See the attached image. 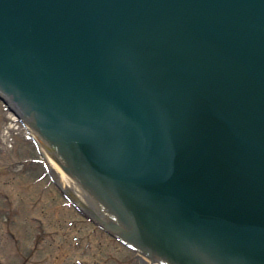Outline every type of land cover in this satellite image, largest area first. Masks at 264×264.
Returning a JSON list of instances; mask_svg holds the SVG:
<instances>
[{
  "label": "water",
  "instance_id": "water-1",
  "mask_svg": "<svg viewBox=\"0 0 264 264\" xmlns=\"http://www.w3.org/2000/svg\"><path fill=\"white\" fill-rule=\"evenodd\" d=\"M0 101L136 250L264 264V0H0Z\"/></svg>",
  "mask_w": 264,
  "mask_h": 264
},
{
  "label": "rangeland",
  "instance_id": "rangeland-1",
  "mask_svg": "<svg viewBox=\"0 0 264 264\" xmlns=\"http://www.w3.org/2000/svg\"><path fill=\"white\" fill-rule=\"evenodd\" d=\"M46 166L0 102V264H141L134 251L66 206L50 176L43 177Z\"/></svg>",
  "mask_w": 264,
  "mask_h": 264
},
{
  "label": "bare ground",
  "instance_id": "bare-ground-1",
  "mask_svg": "<svg viewBox=\"0 0 264 264\" xmlns=\"http://www.w3.org/2000/svg\"><path fill=\"white\" fill-rule=\"evenodd\" d=\"M143 263L144 264H153L152 262H151V260H148V259H143Z\"/></svg>",
  "mask_w": 264,
  "mask_h": 264
}]
</instances>
